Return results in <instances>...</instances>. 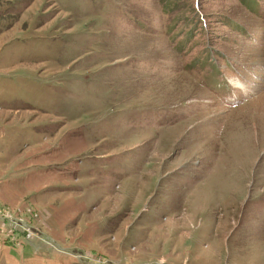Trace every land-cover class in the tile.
Returning a JSON list of instances; mask_svg holds the SVG:
<instances>
[{"label": "rangeland", "instance_id": "1", "mask_svg": "<svg viewBox=\"0 0 264 264\" xmlns=\"http://www.w3.org/2000/svg\"><path fill=\"white\" fill-rule=\"evenodd\" d=\"M0 241L264 264V0H0Z\"/></svg>", "mask_w": 264, "mask_h": 264}, {"label": "crops", "instance_id": "2", "mask_svg": "<svg viewBox=\"0 0 264 264\" xmlns=\"http://www.w3.org/2000/svg\"><path fill=\"white\" fill-rule=\"evenodd\" d=\"M32 248L33 247H31L30 245H26V244L21 249H19L18 247L13 248V247H8L1 242L0 243V256H1L0 258H2V260L6 261L7 263H10L12 259L15 260L16 257L23 260L24 258H27L28 255L30 256L33 255L31 254V252L33 251Z\"/></svg>", "mask_w": 264, "mask_h": 264}]
</instances>
